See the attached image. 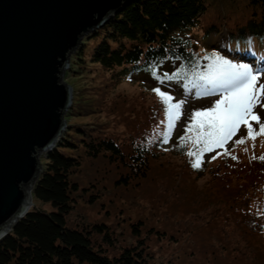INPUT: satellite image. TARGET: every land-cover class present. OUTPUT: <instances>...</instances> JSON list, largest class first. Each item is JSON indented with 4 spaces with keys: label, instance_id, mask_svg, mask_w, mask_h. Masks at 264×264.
<instances>
[{
    "label": "trees",
    "instance_id": "1",
    "mask_svg": "<svg viewBox=\"0 0 264 264\" xmlns=\"http://www.w3.org/2000/svg\"><path fill=\"white\" fill-rule=\"evenodd\" d=\"M223 4L226 9L223 21L216 24L207 21L205 0L126 2L104 25L88 35L100 38L89 59H84V42L77 46L66 74L75 65L79 68L89 61L109 71L118 69L117 78L133 80L131 73L156 75L161 65L170 63L176 65L168 76L171 80L182 81L187 87L203 84L201 77L209 74V66L214 70L219 64L215 59L219 48L209 49L199 44L198 39L214 36L223 29L227 44L234 39L237 48L264 58V0H223ZM150 97L152 102L140 106L135 101L127 105L129 100L124 105L113 104L120 120L129 124L122 139L114 133L101 136L97 131L79 128L74 130L72 139L61 135L54 148L45 153L46 161L31 191L32 198L49 201L54 209L46 212L30 208L12 226L0 240V264H147L146 245L139 238L147 218L145 211V216L140 212L131 223L135 244L116 255H108L106 247L93 236L107 238L111 245L113 231L109 228L101 224L79 228L68 223L67 216L78 194L85 190L74 178L83 159H99L108 166L106 173L115 175L111 176L114 192L121 189L126 200L137 195L134 191L143 185H158L160 179H165L166 183L175 182L176 187L189 186L198 194L204 191L206 196L202 201L207 205L222 203L233 212L242 210L245 234L250 229L254 233L264 229V160L260 159L264 155H257L245 143H236L206 158L215 149L212 145L210 150H204V144L195 141L199 135L195 127L185 132L190 123L183 125L178 137L165 143V137L157 131L159 122L166 120L165 104L156 95ZM72 107L66 115L73 112ZM182 136L184 140L180 139ZM78 150L82 155L76 154ZM193 163L199 167L194 168ZM180 169L185 172L180 173ZM176 170L194 178L180 177ZM206 174L212 184L199 188L197 178ZM92 187L96 198L92 195L90 203L106 196V191L100 190L106 187L101 180ZM215 226V230H221Z\"/></svg>",
    "mask_w": 264,
    "mask_h": 264
},
{
    "label": "rangeland",
    "instance_id": "2",
    "mask_svg": "<svg viewBox=\"0 0 264 264\" xmlns=\"http://www.w3.org/2000/svg\"><path fill=\"white\" fill-rule=\"evenodd\" d=\"M205 2L207 21L221 24L226 10L223 0H205ZM90 32L82 38L84 59H89L93 48L100 40L99 37L88 36ZM198 40L199 44H205L209 49L219 48L218 56L226 59L230 56L229 60L232 59L233 63H246L254 71L264 73L263 57L255 54L246 57L250 53H246L243 48H237L234 39L229 40L227 44L228 39L224 29L214 36ZM221 53L228 56L225 57ZM175 66L164 63L156 75L142 71L134 72L131 73L133 80L117 78L118 69L109 71L89 61L81 64L79 68L75 65L73 71L67 74L65 71L63 78L72 86L73 112L66 116L63 136L72 139L74 130L79 128L84 131H97L101 136L103 133H114L122 139L129 124L120 120V115L116 113L113 104L118 102L124 105L129 100L127 105L135 101L140 106L142 103L152 102L151 94L152 97L156 95L163 101L153 91L155 88H160L161 92L173 97L169 103L184 101L178 118L173 121L174 126L168 129L167 142L173 141L180 135L185 123H193L190 117L194 110L211 107L221 95L219 92L205 94L209 87L205 82L187 87L183 86L182 81L171 80L168 76L175 70ZM164 74H167V78ZM259 83L264 84V74L259 77ZM261 103L264 104V96L261 97ZM254 114L260 117L261 123H264V107L257 105ZM199 119L202 118L197 117V121ZM247 119L254 133L259 132V124L251 117ZM166 127V120L165 122L161 120L157 127L160 136L164 134ZM247 133V125L240 124L236 134L221 145H213L215 150H212L209 156L206 155V158L235 145L241 137H247ZM244 143L257 155H264V133L247 138ZM80 150L76 152L77 155H82ZM45 161V153H41V168ZM106 169L108 166L99 159L93 161L83 159L81 169L74 178L85 190L78 194L67 221L70 225L79 228H92L94 224H101L113 231L111 245L109 239L93 235L96 241L106 247L108 255H116L123 248L135 244L136 237L131 232V223L138 219L140 212L145 211L147 218L140 228L139 238L146 245L147 264H264V229L255 233L250 229L246 235L243 232L242 210L233 212L222 203L207 205L202 201L203 196H206L204 191L198 194L189 186L176 187L175 182L166 183L165 179H160L161 183L158 185L156 183L143 185V188L134 191L137 195L126 200V194L121 189L114 192L111 184L114 181L111 177L114 173L109 175ZM180 171V173L185 172L184 169ZM177 173L180 177L194 178V176L182 175L178 171ZM98 180L106 184L104 189L100 188L106 191V196L95 203H90L92 195L93 199L96 198L92 184ZM210 181L209 175L206 174L197 178L196 183L199 188L200 186L207 188L212 184ZM178 183L183 184L180 181ZM246 207L250 208V205ZM30 208H38L46 212L54 209L49 201L35 197ZM256 221L261 222L262 219ZM215 225L220 226L221 230H215Z\"/></svg>",
    "mask_w": 264,
    "mask_h": 264
},
{
    "label": "water",
    "instance_id": "3",
    "mask_svg": "<svg viewBox=\"0 0 264 264\" xmlns=\"http://www.w3.org/2000/svg\"><path fill=\"white\" fill-rule=\"evenodd\" d=\"M129 1L0 0V240L32 206L40 155L64 133L71 54Z\"/></svg>",
    "mask_w": 264,
    "mask_h": 264
},
{
    "label": "snow or ice",
    "instance_id": "4",
    "mask_svg": "<svg viewBox=\"0 0 264 264\" xmlns=\"http://www.w3.org/2000/svg\"><path fill=\"white\" fill-rule=\"evenodd\" d=\"M215 55V54H214ZM219 61L215 69L210 67L209 74L202 76L205 84L208 85V91L205 94H215L219 92L220 98L215 100L214 104L205 109H198L192 112L190 119L193 121L185 128L189 132L196 128L198 136L196 142L204 144V150H210L212 145H221L224 141L230 139L236 134L240 124L247 125V137H241L236 143H244L247 138H253L254 135L264 133V123L260 122V117L254 114L257 105L264 107L261 103V97L264 96V84L259 83V77L264 74L261 71H254L246 63H233L231 60L215 56ZM167 78V74H164ZM177 73H173V76ZM258 85V86H257ZM159 95L165 104V118L167 127L164 131V142H167L168 129L174 126V119L178 118L179 110L184 104L183 100L169 103L173 99L169 94L161 92L160 88L153 89ZM197 117H201L197 121ZM248 117H251L259 124V132H255L248 123ZM184 140L185 137H180ZM246 150V149H245ZM192 155V153H189ZM215 157H213L214 159ZM236 159V157H233ZM255 159V157H253ZM264 160V156L260 157ZM193 167H199V164L193 163Z\"/></svg>",
    "mask_w": 264,
    "mask_h": 264
},
{
    "label": "bare ground",
    "instance_id": "5",
    "mask_svg": "<svg viewBox=\"0 0 264 264\" xmlns=\"http://www.w3.org/2000/svg\"><path fill=\"white\" fill-rule=\"evenodd\" d=\"M32 200H33V198H32Z\"/></svg>",
    "mask_w": 264,
    "mask_h": 264
}]
</instances>
